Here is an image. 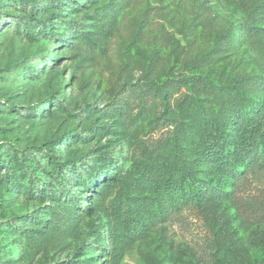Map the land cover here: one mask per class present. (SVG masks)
Instances as JSON below:
<instances>
[{
    "label": "rangeland",
    "instance_id": "1",
    "mask_svg": "<svg viewBox=\"0 0 264 264\" xmlns=\"http://www.w3.org/2000/svg\"><path fill=\"white\" fill-rule=\"evenodd\" d=\"M0 264H264V0H0Z\"/></svg>",
    "mask_w": 264,
    "mask_h": 264
},
{
    "label": "trees",
    "instance_id": "2",
    "mask_svg": "<svg viewBox=\"0 0 264 264\" xmlns=\"http://www.w3.org/2000/svg\"><path fill=\"white\" fill-rule=\"evenodd\" d=\"M215 123L217 124L216 121H215ZM213 124H214V122H212V125ZM213 145H215V144H213ZM248 150H249V148H247V149L243 148V149L238 150V151L240 154V153L246 152ZM201 155L204 158H211L212 156L216 157L217 158L216 163L222 170H227V169L234 170V169L238 168V165L233 163V161H235L234 152L226 150L224 147L217 148L216 146H213L212 150L202 149ZM69 165H70V163H69ZM91 186H94V185L92 184Z\"/></svg>",
    "mask_w": 264,
    "mask_h": 264
}]
</instances>
